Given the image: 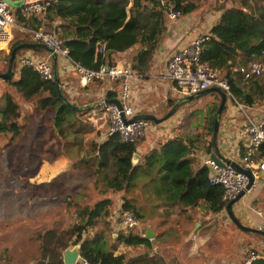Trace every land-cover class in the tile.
<instances>
[{"label":"trees","instance_id":"trees-1","mask_svg":"<svg viewBox=\"0 0 264 264\" xmlns=\"http://www.w3.org/2000/svg\"><path fill=\"white\" fill-rule=\"evenodd\" d=\"M214 1L221 15L208 33L201 61L228 81L240 104H261L264 102V80L261 83L253 81L251 93H244L233 75L239 71L238 64L244 68L264 54V0H238L237 3L232 0L230 6H227L228 0ZM39 3L45 8L38 26L32 28L38 30L42 27L54 33L73 63L97 71L101 66L112 64L107 50L116 54L130 51L127 62L139 74L147 73L158 45L165 37L168 12H178L183 16L200 7L193 0H46ZM22 10L23 7L13 9L15 20L20 26L32 29ZM14 30L17 32L10 43L9 52L4 55L0 53V73L6 71L13 48L32 43L29 33L18 28ZM99 47H102L100 53ZM33 50L41 51V48ZM23 51L16 52L12 64L14 73L19 75L18 80L0 79L6 87L1 95L0 135L7 136L11 142L20 137L23 133L20 120L26 117V109H31L30 113L52 111L50 122L58 143L68 158L69 151L76 147L77 160L73 168L91 172L88 178L95 194L127 191L135 187V176L142 171L150 174L148 164L145 167L131 165L139 140L124 143L118 134H112L102 143L90 140L82 149L84 136L92 130V123L87 118L83 120V117L90 112L71 110L61 103L53 79L43 81L31 67L18 66ZM2 62L4 65L1 66ZM62 93L70 100L64 90ZM211 95L218 98L214 93ZM106 98L111 99L112 93L108 92ZM75 101L80 104L79 99ZM217 107L218 104L210 108L208 126L202 133L168 139L146 156L147 163L154 160L159 162L158 171L168 173L169 184L173 187L171 202L163 205L172 206L179 202L181 206L192 209L204 202L210 213L225 209L227 202L223 200V188L209 184L208 169H197L193 157L194 154H209L211 151L210 138ZM258 152L256 159L264 158V144L259 146ZM84 196L88 199L86 203L82 201ZM69 201L67 210L74 213V220L63 230L50 229L37 235L39 254L33 264H63L62 252L76 244H81L79 255L90 264H167L159 254H150L153 251L149 241L137 230L118 232L113 239L109 224L104 222L99 225L98 210L109 204H97L90 208L87 205L90 201L87 191L69 198ZM121 210L132 211L137 220L142 219L135 204L127 198H124ZM119 245L142 246L143 251L134 256L115 254ZM257 263L264 264V261L258 260Z\"/></svg>","mask_w":264,"mask_h":264},{"label":"crops","instance_id":"crops-1","mask_svg":"<svg viewBox=\"0 0 264 264\" xmlns=\"http://www.w3.org/2000/svg\"><path fill=\"white\" fill-rule=\"evenodd\" d=\"M36 1L46 0H25V4L27 2L31 3ZM236 2H238V0ZM231 4L230 2L227 6ZM216 6L217 4L215 1L210 0L209 8H199L193 13L183 16L180 15L176 20L168 19L165 37L159 43L147 73L140 74V81L133 87L131 104L135 115L150 114L156 118H161L173 107L177 100L182 98L178 92V88L168 81H165L163 78L165 60L194 33H209L221 15L220 11L216 10ZM19 7L23 6L10 7L12 14L13 9ZM26 18L28 19L29 26L35 28L38 26V21L42 18V14L32 13L27 15ZM33 28L28 30H35ZM39 29H42V27ZM35 43L36 42L32 41L31 44ZM7 49L1 48L0 53L6 54L8 51ZM27 53H32L42 59L50 58V54L45 49H41V51L28 49L24 50L21 55ZM129 54L130 51L123 54H110L112 64L122 63L129 66L130 64L127 62ZM255 60L264 64V54L255 58L253 61ZM2 65H4L3 62L1 63V66ZM247 66L243 68L238 64L237 67L239 71L237 68L235 69V71L237 70V75L234 74L233 78L244 93H251L253 90V81L261 83L264 80V72L257 78L244 80L241 70L246 69ZM57 71L59 80L62 83V85L60 84L62 90H64L66 95L70 98L69 101H73L76 104H78L75 101L77 99L80 100L79 105H82L106 98L108 92L112 93L111 99L118 97L119 88L117 83L92 82L85 86L81 85L79 77L69 70L67 64L60 57L57 59ZM18 76V73H14V80H18ZM209 96L215 97L211 94ZM203 97L196 101L202 100ZM238 104L243 107L246 113L254 117L257 121H262L264 119V102L253 106H245L239 102ZM211 107L208 108V111L202 116L200 123L197 125L189 121L186 123L183 122L184 119L181 117V114L184 113L183 107H180L164 122L160 124L152 123L151 127L146 131L145 136L139 140L136 151L139 155L137 165L140 164L145 167V165L148 164L147 167L150 169V174L147 175L142 171L135 176L133 180L135 187L127 191L123 190L114 194H95L93 196V201L91 200L92 204H109L104 207V209L102 206V208H99L97 219L99 225L104 222L109 224L113 239L116 238L118 232L123 231L119 227V220L122 212L121 205L124 198H127L132 204H139L141 208L140 215L142 219L138 220L139 227L137 231L143 237L147 226H149L151 232L154 234L152 240L147 239L153 251L150 252V254H159L164 258L167 264H238L251 250L258 256L253 264H258V260L264 261V237L238 230L228 218L225 209L219 213H210L204 202H200L192 209L181 206L179 202H176L172 206L163 205L171 202L173 193V187L168 181V173L158 171L159 162L157 160L147 163L145 159L150 152L159 146V144H162L168 139H172L178 135L192 137L196 133H202L208 126ZM89 112V121L92 123L91 137L94 136L97 143H102L108 137V127H106L108 116L104 113V110ZM244 120L238 105L227 100L224 112L220 118L217 143L223 155L235 162L239 161L240 151L248 144L247 138L240 135L244 127ZM28 122L30 123V120ZM29 125L23 129V136H25L24 144L28 146L29 144L33 145V142L36 141L33 132L34 126L30 127ZM200 125L202 127L201 129L199 128ZM26 129L27 131H25ZM96 135H98V138L95 137ZM89 140L90 139L85 136L82 140V149L86 148V141ZM21 141L22 138L20 137L11 143L20 145L22 143ZM49 146L50 144H44L43 151H46ZM83 151L81 152L83 153ZM32 152L35 155V161L37 151L33 147ZM44 153L48 152L46 151ZM75 153L76 147H73L71 155L69 156V161H67L69 165L73 164ZM210 153L206 154L200 152L193 155L196 160L197 169L206 167L204 162L210 159ZM60 158V160H66L63 156H60ZM40 159H42L43 163H40L38 169L33 173V180L38 176H43L46 170L48 172L52 170V163H50L51 159H48V161H46V157H40ZM49 181V179L46 180L47 183H49ZM263 183V175L255 177L254 187L247 191L241 200L232 206V212L241 224L264 231V198H260L258 194V192L263 190L261 187ZM68 184L67 182L65 193ZM112 204L115 205L112 212L113 215H111L110 212ZM94 205L90 208L93 209ZM135 208L138 209L136 205ZM1 215L2 213L0 216ZM73 217L75 218V215H73ZM1 218L2 216L0 219ZM143 223L146 225L143 226ZM88 234L92 235L91 232ZM20 235L21 239L17 242L18 245H15V247L13 246V251L17 253L16 259L21 264L19 258L27 254L30 245H26L25 243L28 242L29 235ZM20 235H15V237L19 238ZM25 237H27V239ZM2 238L3 236H0V239ZM7 238H9V235H7ZM252 243H258L260 246L259 249L251 246ZM142 251V246L126 247L119 245L115 254L126 253L129 256H134Z\"/></svg>","mask_w":264,"mask_h":264},{"label":"built area","instance_id":"built-area-1","mask_svg":"<svg viewBox=\"0 0 264 264\" xmlns=\"http://www.w3.org/2000/svg\"><path fill=\"white\" fill-rule=\"evenodd\" d=\"M45 6L38 1L23 5L25 16L43 14ZM180 17L178 12L169 11L167 18L176 20ZM15 28L29 33L32 41L39 43L52 50L68 66L69 70L79 77L81 85L85 86L92 82L117 83L119 88L118 101L121 104V111L114 105H108L103 110L108 116L109 129L107 136L118 134L124 143H133L145 136L146 131L152 123L147 120H135L125 124L120 113L125 119L135 116L132 101L133 87L140 81L141 76L129 66L122 63H113L101 66L97 71L87 70L78 64L73 63L67 56V50L61 47L59 38L52 32L43 29L28 30L20 26L15 20L10 7L0 0V49H7L11 40L12 32ZM208 39V34L203 32L194 33L184 44L170 54L165 60L163 78L178 88L182 97L195 94L211 87L221 89L227 100L234 102L240 108L244 117V127L240 135L247 138L248 144L240 151L239 161L236 162L243 168L250 170L255 184V177L264 176V158L256 159L259 154L258 148L264 144V119L257 121L254 117L243 110L236 97L233 95L227 80L220 74L201 61V52L204 43ZM102 52V47L98 48ZM18 66L31 67L43 81L53 79L50 58L42 59L32 53L21 55L18 59ZM264 72V64L260 61H251L246 69L241 70L244 80L257 78ZM232 160V159H231ZM205 166L209 170L208 181L210 185L221 186L223 188V200L227 203L244 190L247 178L236 173L229 167H219L210 159L205 160ZM254 184L252 188L254 187ZM119 227L125 232L134 231L139 227L136 215L132 211L121 212ZM258 256L254 251H249L243 260L238 264H253ZM74 264H90L80 255Z\"/></svg>","mask_w":264,"mask_h":264},{"label":"rangeland","instance_id":"rangeland-1","mask_svg":"<svg viewBox=\"0 0 264 264\" xmlns=\"http://www.w3.org/2000/svg\"><path fill=\"white\" fill-rule=\"evenodd\" d=\"M193 1L200 6L199 8H209L210 0ZM231 1L228 0V4ZM252 1L256 2V0ZM42 29L44 30L45 28ZM45 31L47 30L45 29ZM15 32L17 31L14 30L12 40ZM9 46L7 53L9 52ZM5 89L6 87L0 82V103L1 95ZM217 104L218 98L207 95L202 100H194L183 105L184 113L181 114V117L184 119L183 122L189 121L195 125L199 124L200 119L206 114L208 108ZM26 110L27 115L20 122L23 125V129L29 124L30 127L34 126L33 132L36 141L33 142V145L29 144L28 146L24 144L25 136H23V133L20 136L22 138L20 145L12 144L7 136L0 135V214L2 213L0 236H3L0 239V264H20L16 259L17 253L13 251V246L18 245L17 242L21 239L20 234L29 235L28 242L25 243L26 245H30L27 254L19 258L21 264H33L39 254L37 235L50 229L62 230L74 218L71 208V212L67 210L66 204L67 201L70 202L69 198L77 197L87 191L90 196V201L87 205L89 207L94 205L92 204V198L95 193L88 178L91 172L89 170L86 172L74 170L73 165L76 163L77 158L73 159L72 165L68 164L69 158L65 156V152L58 143L56 132L50 122L52 111H33L30 113L31 109ZM86 118L89 119L88 114L83 117V120H86ZM29 120L30 123L28 122ZM106 127L109 129L108 120L106 121ZM199 128H202L201 125ZM91 131H88L86 138L95 140L94 136L91 137ZM44 144H50L46 150L48 153H44L46 151H43ZM32 147L37 151L35 161ZM69 153L71 155V151ZM60 156L65 157L66 160H60ZM40 157H46V161L51 159L52 170L49 172L46 170L43 176H38L33 180V173L38 169L40 163H43ZM48 179L50 180L49 183L46 182ZM67 182L69 184L65 193ZM261 187L263 190L258 192V194L260 198H264V183ZM87 200L86 196L82 198L83 203H86ZM135 205L138 207L140 215V205ZM114 206L112 204L111 215H113ZM144 223L143 226L146 225ZM7 235H9V238H7ZM15 235H20V237H15ZM25 238L27 239V237ZM251 246L257 249L260 247L258 243H252Z\"/></svg>","mask_w":264,"mask_h":264},{"label":"water","instance_id":"water-1","mask_svg":"<svg viewBox=\"0 0 264 264\" xmlns=\"http://www.w3.org/2000/svg\"><path fill=\"white\" fill-rule=\"evenodd\" d=\"M9 7H16V6H23L25 4V0H18V1H12V0H3ZM28 3V2H27ZM26 3V4H27ZM33 48H41L45 49L49 54L51 58V67H52V74H53V81L56 84L57 92L59 99L62 104L70 108L71 110L75 112H86V111H99L103 110L106 106L108 105H114L118 108V110L121 111V104L118 101L117 98L114 99H107V98H102L100 100H97L95 102L87 103V104H82L78 105L73 101H69L66 99L64 94L62 93V88L60 85L59 81V75L57 71V55L52 52V50L46 48L45 46L41 44H24V45H19L15 48H13L10 51V57L7 63V69L5 72L0 73V79L1 80H11L14 78V71L12 68V64L16 59V52L19 50H28V49H33ZM114 53L112 50H107L106 54H112ZM216 94L219 98V104L217 107V110L214 115L213 119V125H212V134L210 138V143H211V153L209 155L210 160L213 161L217 166L225 168L229 167L236 173H239L247 178V184L244 188L243 191H241L238 195H236L232 200H230L225 207L226 214L228 218L231 220V222L235 225V227L245 233H251V234H257L259 236L264 237V231L259 230L257 228H251L249 226H245L241 224V222L235 217L234 213L232 212V206L239 202L241 198L245 195V193L249 190H251L253 184H254V178L250 172V170L243 168L240 166L238 163L235 161L231 160L227 156L223 155L221 152L218 143H217V136H218V129H219V124H220V118L222 115V111L227 103V98L225 93L217 88V87H211L207 88L205 90H202L200 92H197L195 94H191L185 97L180 98L175 102L173 107L161 118H156L153 115L150 114H137L133 116L130 119H125L122 113H120V118L125 124L132 123L135 120H147L153 124H160L170 118L180 107H182L185 104H188L192 101H196L199 98L203 96H207L209 94ZM139 160V155L135 152L132 155L131 158V165L132 167L136 166ZM145 239H150L152 240L154 238V234L151 232V228L147 226L145 234L143 235ZM81 249V244H76L72 247H69L65 249L62 252V262L63 264H74L76 258L79 256V251Z\"/></svg>","mask_w":264,"mask_h":264}]
</instances>
